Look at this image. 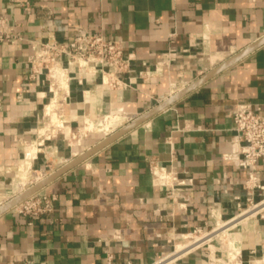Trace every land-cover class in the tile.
Masks as SVG:
<instances>
[{
	"label": "crops",
	"instance_id": "crops-1",
	"mask_svg": "<svg viewBox=\"0 0 264 264\" xmlns=\"http://www.w3.org/2000/svg\"><path fill=\"white\" fill-rule=\"evenodd\" d=\"M0 14L24 38L0 42V206L264 38V0H0ZM78 28L122 42L132 60L117 85L61 66L55 93L32 74L31 40H72ZM245 102L264 108V43L56 176L41 188L57 195L51 213L0 214V264H105L108 253L155 264L182 235L228 222L238 264H264V218L234 219L249 175L228 156ZM108 115L109 129L86 128ZM48 120L70 134L48 136ZM23 168L34 181L21 188ZM256 176L258 202L264 162ZM203 245L166 264L228 261L225 246Z\"/></svg>",
	"mask_w": 264,
	"mask_h": 264
},
{
	"label": "built area",
	"instance_id": "built-area-1",
	"mask_svg": "<svg viewBox=\"0 0 264 264\" xmlns=\"http://www.w3.org/2000/svg\"><path fill=\"white\" fill-rule=\"evenodd\" d=\"M23 39L19 31L9 26L7 16L0 14V42L15 43ZM31 48L33 54L29 63L32 74L37 77L49 76L52 65L58 64L65 66L64 68L79 69L81 72L84 70L91 73L92 71H100L102 82L117 85L120 81V75L129 70L132 60L125 53L121 41L108 39L99 32L89 31L85 28H78L74 38L68 41L50 38L31 40ZM233 121L235 149L228 157L235 160L238 167L246 170L249 175V179L245 183L246 202H238L239 213L234 219L241 220L242 218L239 217L245 209L257 208L261 205L262 207L258 209L259 211L255 215L248 217L261 216L264 218V198L258 202L253 198L254 189L262 188L257 182L256 170L259 164L264 162V108L261 104L240 103L233 111ZM19 194L14 195L9 200ZM56 200V194L39 189L23 198L11 209L25 216L38 217L51 213L54 210ZM191 232L202 231L195 228ZM171 255L173 253L159 259L155 264L168 263ZM227 260L223 264H235L229 256ZM22 264L48 263L25 259ZM105 264H114L112 253L106 254Z\"/></svg>",
	"mask_w": 264,
	"mask_h": 264
},
{
	"label": "rangeland",
	"instance_id": "rangeland-1",
	"mask_svg": "<svg viewBox=\"0 0 264 264\" xmlns=\"http://www.w3.org/2000/svg\"><path fill=\"white\" fill-rule=\"evenodd\" d=\"M63 67V66H62ZM65 67V66H64ZM52 72H53V69H52ZM51 78V77H50ZM52 80H53V74H52V78H51ZM63 82H66V79H64L63 80ZM51 86H52V89H53V91H54V88H53V85H52V83H51ZM110 116L111 115H108V116H104V117H102L100 120H99V124L97 125L96 123V125L97 126H95V125H93L92 126V129L93 130H106V129H109L110 127H107V122H108V120L110 119ZM59 125V124H58ZM47 126H48V128H50V131H49V134L52 136V137H56V136H58L59 134H65V135H68V134H70V132H71V129H70V127L69 126H65V125H62V123L60 124V126H62V128H59V131L55 134H53V132H54V130L56 129V127H57V123H49V120H48V122H47ZM112 126V125H111ZM64 127H66V129H64ZM105 128V129H104ZM49 134H47L48 136H50ZM75 140H77V138L76 139H73V141H75ZM72 141V142H73ZM74 143V142H73ZM25 171V179L24 180H22L21 178H20V173L22 172V171ZM23 170L21 171V172H19V177H18V179L16 180V181H18V182H22V184L21 185H23V182H25L26 180L28 181H26V186L27 185H31V183L34 181L33 180V178L31 177V178H28L27 179V176H28V172H27V170L26 169H24L23 168ZM41 172H38L36 175H35V177L37 178V175L38 174H40ZM41 176V175H40ZM35 178V179H36ZM33 184V183H32ZM21 188H22V186H21ZM8 200H6L5 202H7ZM256 213V211H246V210H244L243 211V214L239 217V218H246V217H248V216H251V215H253V214H255ZM246 214V215H245ZM234 223V222H233ZM229 224L231 225L232 223H230V222H228V223H225V224H222L220 227H218L219 228V230H216V231H212V232H210V233H203V231L202 232H197V233H188L189 235H191L190 237H191V239L189 240V241H187L186 243H183V244H185L184 246H182L181 248H180V245L179 246H177L178 248L176 249L175 248V250L174 251H176V250H178V249H180V250H178V251H176V253H179L180 251H184V249L185 250H189V251H192V250H198L197 249V246L199 247V245L201 244V245H203V244H205L206 242H208L206 245H203L202 247H200V249H205L207 252L209 251V249H208V246H209V244L211 245V248L212 249H215V247H213V244H215V245H217V246H225L226 248L224 249L225 250V254L227 255L228 254V256H229V258H230V260L233 262V263H235V264H238V260H239V255L238 254H240V252H239V249L234 245V242H233V239H231L232 241H231V244H230V241L229 242H226V243H224L223 244V241H228V239L230 240V238H232V233L233 232H235L234 230H236L237 229V226L234 228V229H225L227 226H229ZM223 229H225V230H223ZM205 232V231H204ZM215 237V238H214ZM203 238V239H202ZM206 238V239H205ZM214 238V239H213ZM210 239V240H209ZM202 240V241H201ZM206 240V241H205ZM213 240L215 241V240H218L219 241V244H217L216 242H213ZM205 241V243H203ZM203 243V244H202ZM194 244H196V245H194ZM194 245V246H193ZM200 245V246H201ZM188 246H192L191 248L189 247L188 248ZM229 247V248H228ZM231 247H233V248H231ZM188 248V249H187ZM173 249H174V247H173ZM199 249V250H200ZM231 250V251H230ZM234 250V251H233ZM236 251V252H235ZM184 252H186V251H184ZM229 252V253H228ZM175 253V254H176ZM173 254V255H171L172 257H170L169 259H168V262L171 260V261H174L175 259H177L178 257H180L182 254ZM233 254V255H232ZM180 255V256H179ZM174 257V258H173ZM177 257V258H176Z\"/></svg>",
	"mask_w": 264,
	"mask_h": 264
},
{
	"label": "water",
	"instance_id": "water-1",
	"mask_svg": "<svg viewBox=\"0 0 264 264\" xmlns=\"http://www.w3.org/2000/svg\"><path fill=\"white\" fill-rule=\"evenodd\" d=\"M262 43H264V38L261 39L260 41H258L257 43L253 44L252 46H250L249 48H247L246 50H244L243 52H241L240 54L236 55L235 57L231 58L229 61H227L225 64H223L222 66L216 68L215 70H213L209 75L197 80L196 82H194L193 84H191L190 86L186 87L185 89L181 90L180 92H178L177 94H175L174 96H172L171 98H168L167 100H165L164 102L158 104L156 107H154L152 110H150L149 112H147L146 114L140 116L137 120H135L132 124L126 126L125 128H122L121 130H119L118 132L112 134L111 136L107 137L105 140L101 141L99 144H97L96 146L90 148L89 150H87L86 152H84L83 154L77 156L76 158H74L73 160H71L69 163H67L65 166H63L62 168H60L58 171H56L55 173L45 177L44 179H42L41 181L37 182L36 184H34L33 186L29 187L28 189H26L24 192H22L21 194H19L18 196L14 197L13 199L9 200L8 202L2 204L0 206V214H2L3 212L11 209L14 205H16L18 202H20L23 198L27 197L29 194L43 188L46 184H48L49 182H51L56 176H58L59 174H61L62 172L66 171L67 169L77 165L79 162H81L82 160H84L86 157H88L89 155L93 154L94 152H96L97 150H99L100 148H102L103 146H105L106 144L112 142L114 139H116L117 137H119L120 135H122L123 133H125L129 128H131L134 124H137L139 122H141L142 120H145L146 118L152 116L153 114L159 112L160 110H162L163 108H165L166 106L170 105L171 103H173L174 101H176L178 99L179 96H181L182 94H184L185 92H187L188 90L194 88L195 86H197L198 84H200L204 79H206L207 77H209L211 74L217 72L218 70H220L221 68L235 62L237 59L241 58L242 56H244L245 54H247L248 52H250L251 50H253L255 47L261 45Z\"/></svg>",
	"mask_w": 264,
	"mask_h": 264
},
{
	"label": "bare ground",
	"instance_id": "bare-ground-1",
	"mask_svg": "<svg viewBox=\"0 0 264 264\" xmlns=\"http://www.w3.org/2000/svg\"><path fill=\"white\" fill-rule=\"evenodd\" d=\"M59 67H61L60 65H58V64H54V65H52V67H51V71H50V74H49V78L51 77L52 78V74H53V80L50 78V80H51V82H52V85H53V88H54V91H55V93L57 92V89H58V80H57V77H59V75L61 76L62 74L60 73V68ZM62 68V67H61ZM52 69H53V72H52ZM64 69V68H63ZM66 72V71H65ZM73 76V75H72ZM67 86L68 85H66V86H64V88H67ZM57 95V94H56ZM62 104V103H61ZM49 111V110H48ZM48 114V113H47ZM59 116V115H58ZM82 118V117H81ZM117 116L116 115H111L110 116V119L108 120V122H107V127H110L116 120H117ZM51 120H53V119H51ZM83 120V119H82ZM54 121H55V119H54ZM91 120H87L86 121V128H88V129H91L92 128V126L93 125H91ZM58 125V124H57ZM64 125V124H63ZM84 126V125H83ZM58 128V127H57ZM59 128H62V127H59ZM81 129V128H80ZM84 129H85V127H84ZM87 130V129H86ZM55 131H56V129H55ZM84 131V130H83ZM56 134V133H55ZM50 135V134H49ZM51 136V135H50ZM53 136V135H52ZM35 173H36V171H35ZM42 173V174H41ZM40 174H41V177H43L44 175H43V172H41ZM21 174H22V172H21ZM22 176H23V174H22ZM25 176V175H24ZM41 177L40 178H36V180H39V179H41ZM23 179H24V177H23ZM42 180V179H41ZM24 183V182H23ZM22 186V185H21ZM262 207V205L261 206H259V207H252V208H248V209H245L246 211H256V213L259 211L258 209L259 208H261ZM264 208V207H263ZM255 213V214H256ZM255 214H253V215H255ZM246 215V214H245ZM253 215H251V216H253ZM237 226V223H233V224H229V226H227L225 229L227 230V229H229L230 227H231V229H234L235 227ZM219 229V228H218ZM225 229H223V230H225ZM234 231H236V230H234ZM192 233V232H191ZM239 235V234H238ZM191 235H189V234H186V235H182L181 236V239L180 240H178L176 243H175V247L176 246H179L180 245V248L183 246V243H186L187 241H189L190 239H191V237H190ZM203 239V238H202ZM206 239V238H205ZM232 238H230V240H231ZM229 240V239H228ZM202 241V240H201ZM205 242V241H204ZM230 244H231V242H230ZM182 245V246H181ZM194 245H196V244H194ZM193 245V246H194ZM201 245V244H200ZM190 246H188V248H189ZM192 247V246H191ZM190 247V248H191ZM178 247H176V249H177ZM183 248V247H182ZM187 248V249H188ZM198 248V247H197ZM231 248H233V247H231ZM234 249V248H233ZM178 250H180V249H178ZM185 250V249H184ZM231 251V250H230ZM234 251V250H233ZM182 252H184L183 250L182 251H180L179 253H176V254H184V253H182ZM188 252V251H187ZM236 252V251H235ZM175 254V255H176ZM186 254V253H185ZM233 255V254H232ZM239 255V254H238ZM180 256V255H179ZM172 257V256H171ZM174 258V257H173ZM177 258V257H176ZM169 262H172L171 260L169 261ZM168 262V263H169Z\"/></svg>",
	"mask_w": 264,
	"mask_h": 264
}]
</instances>
